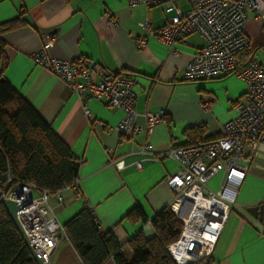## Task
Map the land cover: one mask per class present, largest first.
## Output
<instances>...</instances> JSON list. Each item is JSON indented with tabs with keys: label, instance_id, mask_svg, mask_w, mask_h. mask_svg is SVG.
Segmentation results:
<instances>
[{
	"label": "crops",
	"instance_id": "1",
	"mask_svg": "<svg viewBox=\"0 0 264 264\" xmlns=\"http://www.w3.org/2000/svg\"><path fill=\"white\" fill-rule=\"evenodd\" d=\"M175 6L182 12L190 8L185 0H175ZM171 14L161 6H129L126 0H0V24L16 19L1 33L7 61L4 67L0 62V77L29 102L79 163L75 184L61 191L62 202L52 197L49 204L61 225L87 207L98 229L110 232L125 253H129L127 242L134 235L141 233L146 239L154 235L149 221L132 222L125 215L136 206L150 220L173 199L165 177L178 166L166 154L173 146L219 136L223 123L235 114V101L247 90V83L234 74L185 80V66L204 40L198 33H190L169 49L151 36L149 31L163 26ZM144 21L149 30L141 26ZM245 31L252 48L264 46V26L257 20L249 18ZM48 33L54 36L50 56H83L102 69L130 73L137 122H144L145 111L162 109L163 118L148 135H120L114 126L123 116L122 109L93 99L83 103L58 77L33 62L31 54ZM209 97L215 101L206 106ZM189 128H202V137L188 134ZM145 139L155 152L165 155L140 168L117 169L110 163L117 157L130 161ZM106 147L112 150L106 152ZM241 163L247 164V170L234 205L203 264H264V219L246 210L264 204V160ZM218 175L215 180H220L222 174ZM59 249L60 264L77 262L79 257L64 232L53 253ZM104 264L115 263L109 258Z\"/></svg>",
	"mask_w": 264,
	"mask_h": 264
},
{
	"label": "built area",
	"instance_id": "2",
	"mask_svg": "<svg viewBox=\"0 0 264 264\" xmlns=\"http://www.w3.org/2000/svg\"><path fill=\"white\" fill-rule=\"evenodd\" d=\"M126 1L129 6H161L172 13L163 26L149 31L169 49L190 33L201 35L204 44L187 62L185 80L234 74L247 83L246 92L234 103V116L223 123L219 136L173 146L166 154L178 166L165 177V182L173 190L170 210L182 224L178 238L166 250L175 264H191L209 258L212 253L247 170V164L241 162L264 160V58L258 55L260 47H251L245 31L249 18L264 26V0H185L190 5L186 12L175 6V0ZM141 26L149 30L147 21L141 22ZM53 41V34L48 33L40 48L31 54L33 62L58 77L83 103L93 99L110 108L122 109L123 116L114 126L120 135L127 138L139 132L148 135L163 118L162 109L145 111L144 122H137L134 79L130 73L102 69L83 56L74 59L50 56L48 49ZM214 101L209 97L205 105ZM84 112L89 114L87 109ZM111 150L105 148L106 152ZM164 155L155 152L152 143L145 139L130 161L123 162L117 157L110 163L117 169L140 168L143 163L158 161ZM219 172L222 176L218 189H208L207 182ZM10 181L9 177L2 196L18 204L16 217L29 245L43 264H51L63 228L49 201L54 197L61 203L63 188L51 193L23 183L10 185ZM75 264L83 263L78 258Z\"/></svg>",
	"mask_w": 264,
	"mask_h": 264
},
{
	"label": "trees",
	"instance_id": "3",
	"mask_svg": "<svg viewBox=\"0 0 264 264\" xmlns=\"http://www.w3.org/2000/svg\"><path fill=\"white\" fill-rule=\"evenodd\" d=\"M16 19L0 24V62L6 65L5 42L1 33ZM202 128H189L202 137ZM208 139L201 138L200 140ZM79 163L71 149L41 118L29 102L3 77H0V190L10 177V185L28 184L54 193L73 186ZM125 218L132 222L149 221L151 238L141 233L128 242L125 253L110 232L102 233L87 207H83L63 225V232L83 264H175L166 250L182 228L169 206L160 209L150 220L139 207ZM198 260L191 264H203ZM0 264H36L0 203Z\"/></svg>",
	"mask_w": 264,
	"mask_h": 264
},
{
	"label": "water",
	"instance_id": "4",
	"mask_svg": "<svg viewBox=\"0 0 264 264\" xmlns=\"http://www.w3.org/2000/svg\"><path fill=\"white\" fill-rule=\"evenodd\" d=\"M206 189L204 190V193H206ZM0 203L3 206V208L5 209L8 217L10 218V220L12 221V223L14 224L17 232L19 233V235L21 236L23 242L25 243V245L27 246L34 262L36 264H43V262L41 261V259L39 258V256L35 253V251L32 249V247L29 245L28 239L22 229V227L20 226L16 214H17V210H18V204L10 199L4 198L2 196V192L0 190ZM246 210L251 213L254 217H257L259 220L264 219V204H255L252 206H247Z\"/></svg>",
	"mask_w": 264,
	"mask_h": 264
},
{
	"label": "rangeland",
	"instance_id": "5",
	"mask_svg": "<svg viewBox=\"0 0 264 264\" xmlns=\"http://www.w3.org/2000/svg\"><path fill=\"white\" fill-rule=\"evenodd\" d=\"M262 45V44H260ZM258 46V45H257ZM254 47V46H253ZM258 55H261L262 58H264V46L260 47L258 50ZM218 174H221L220 172L217 173L216 175H214L211 180H215L216 176H219ZM209 181L207 182V188L210 190H216L219 187V179L217 178V180L215 181ZM57 220L58 222L60 221V217L57 216ZM62 260V251L59 249L57 252L53 253L51 256V264H60Z\"/></svg>",
	"mask_w": 264,
	"mask_h": 264
}]
</instances>
